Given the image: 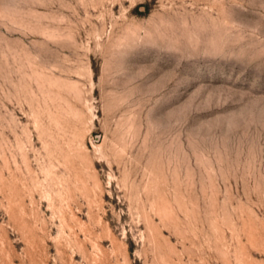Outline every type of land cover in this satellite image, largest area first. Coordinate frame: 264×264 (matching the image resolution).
<instances>
[{"label": "rangeland", "instance_id": "374dc122", "mask_svg": "<svg viewBox=\"0 0 264 264\" xmlns=\"http://www.w3.org/2000/svg\"><path fill=\"white\" fill-rule=\"evenodd\" d=\"M0 264H264V0H0Z\"/></svg>", "mask_w": 264, "mask_h": 264}]
</instances>
